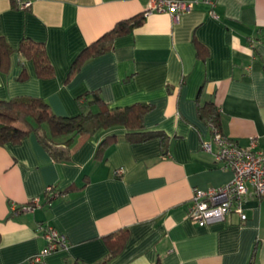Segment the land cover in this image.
Instances as JSON below:
<instances>
[{"label":"crops","instance_id":"obj_1","mask_svg":"<svg viewBox=\"0 0 264 264\" xmlns=\"http://www.w3.org/2000/svg\"><path fill=\"white\" fill-rule=\"evenodd\" d=\"M189 1L191 9L174 16L147 14L151 0H31L28 7L0 0V36L12 46L24 36L44 41L55 70L39 77L27 59L20 79L13 52L8 71L0 70V98L38 96L72 116L80 112L78 95L97 90L112 107L150 104L144 120L154 133L132 141L117 124L80 134L68 160H56L35 133L0 145V264H32L49 226L68 242L44 264L103 260L105 236L120 229L128 238L106 264H247L256 245V264H264V197L251 185L246 220L232 212L199 225L187 212L194 188L233 176L216 161L219 144L201 106H217L225 136L264 147V0ZM136 15L143 17L139 25L111 32ZM94 43L106 50L71 71ZM108 136L114 140L99 156ZM52 184L63 192L47 201Z\"/></svg>","mask_w":264,"mask_h":264},{"label":"trees","instance_id":"obj_2","mask_svg":"<svg viewBox=\"0 0 264 264\" xmlns=\"http://www.w3.org/2000/svg\"><path fill=\"white\" fill-rule=\"evenodd\" d=\"M142 16L144 17V14ZM143 17L136 15L125 24L122 20L111 32L129 31L134 26L139 25ZM105 50L104 45L97 43L88 45L75 58L71 71L75 70L86 58ZM13 52L17 53L19 64L22 67L20 79L26 77L25 61L27 59L33 61L36 74L39 77L48 78L54 75V65L44 41L24 36L18 46H12L0 36V70L3 72L8 71L10 55ZM77 100L80 104V112L71 116L57 114L43 98L38 96L17 95L8 99L0 98V145L8 142H20L23 137L35 133L38 141L56 160H68L74 139L80 134L90 135L101 128H108L117 124L126 127V136L132 141H143L154 134L145 126V114L151 108L148 103L136 102L123 107H112L97 90L86 91L78 95ZM199 111L209 124H213L221 131V114L212 101L206 102L199 108ZM110 136L106 137L100 145L99 156L102 154V146L114 140L111 138L114 136ZM62 192L55 184L49 185L45 189L47 201L61 195ZM127 238L128 229L112 232L105 236L108 245V253L105 259L94 263L76 261L72 264H106L123 248ZM256 250L257 245L253 249L247 264H256Z\"/></svg>","mask_w":264,"mask_h":264},{"label":"built area","instance_id":"obj_3","mask_svg":"<svg viewBox=\"0 0 264 264\" xmlns=\"http://www.w3.org/2000/svg\"><path fill=\"white\" fill-rule=\"evenodd\" d=\"M22 7L31 4V0H16ZM149 11L168 12L174 16L187 12L192 7L189 0H151ZM213 2L214 0H205ZM214 141L219 144L215 153L216 161L222 166H228L233 170L232 178L225 184L208 189L194 188L193 197L187 207L189 218L199 224L206 225L221 222L232 213L239 214L242 220L247 219L245 211V197L249 193V185L252 186L255 195L264 197V147L255 148L240 145L222 134L213 124ZM202 147L211 151L210 141H204ZM49 187V186H48ZM33 201L38 202L39 198ZM17 206H14V210ZM19 209H32L31 205H22ZM43 228L42 225L39 226ZM47 237L46 246L31 256L32 264H44V258L54 250L67 245V236L59 232L55 227L49 226L45 230Z\"/></svg>","mask_w":264,"mask_h":264}]
</instances>
